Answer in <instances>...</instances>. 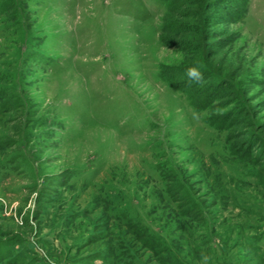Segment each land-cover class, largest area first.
I'll return each instance as SVG.
<instances>
[{
    "label": "rangeland",
    "instance_id": "1",
    "mask_svg": "<svg viewBox=\"0 0 264 264\" xmlns=\"http://www.w3.org/2000/svg\"><path fill=\"white\" fill-rule=\"evenodd\" d=\"M0 264H264V0H0Z\"/></svg>",
    "mask_w": 264,
    "mask_h": 264
},
{
    "label": "clouds",
    "instance_id": "2",
    "mask_svg": "<svg viewBox=\"0 0 264 264\" xmlns=\"http://www.w3.org/2000/svg\"><path fill=\"white\" fill-rule=\"evenodd\" d=\"M186 72H187V76L189 78H191L197 82H199L200 80L203 79L202 72L196 66H192V67L187 68Z\"/></svg>",
    "mask_w": 264,
    "mask_h": 264
},
{
    "label": "trees",
    "instance_id": "3",
    "mask_svg": "<svg viewBox=\"0 0 264 264\" xmlns=\"http://www.w3.org/2000/svg\"><path fill=\"white\" fill-rule=\"evenodd\" d=\"M207 79H208V77H203V79H202V81L201 82H206L207 81ZM171 84V83H170ZM172 87H176V85L175 86H173V85H171Z\"/></svg>",
    "mask_w": 264,
    "mask_h": 264
},
{
    "label": "bare ground",
    "instance_id": "4",
    "mask_svg": "<svg viewBox=\"0 0 264 264\" xmlns=\"http://www.w3.org/2000/svg\"><path fill=\"white\" fill-rule=\"evenodd\" d=\"M88 41V40H87ZM90 53V52H89ZM91 54V53H90ZM98 67V66H97ZM100 79V78H99ZM98 85V84H97ZM101 86V85H100ZM119 86V85H118ZM137 86V85H136ZM133 98V97H132ZM127 101V100H126ZM125 104H127V103H125Z\"/></svg>",
    "mask_w": 264,
    "mask_h": 264
},
{
    "label": "crops",
    "instance_id": "5",
    "mask_svg": "<svg viewBox=\"0 0 264 264\" xmlns=\"http://www.w3.org/2000/svg\"><path fill=\"white\" fill-rule=\"evenodd\" d=\"M262 243V242H261Z\"/></svg>",
    "mask_w": 264,
    "mask_h": 264
}]
</instances>
